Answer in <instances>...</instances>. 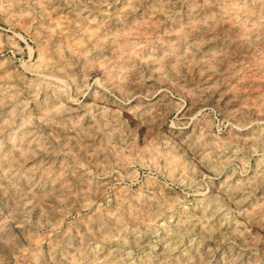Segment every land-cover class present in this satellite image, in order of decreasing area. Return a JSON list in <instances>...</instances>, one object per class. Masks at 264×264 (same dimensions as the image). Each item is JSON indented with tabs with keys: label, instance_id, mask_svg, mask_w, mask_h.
Wrapping results in <instances>:
<instances>
[{
	"label": "rangeland",
	"instance_id": "1",
	"mask_svg": "<svg viewBox=\"0 0 264 264\" xmlns=\"http://www.w3.org/2000/svg\"><path fill=\"white\" fill-rule=\"evenodd\" d=\"M0 264H264V0H0Z\"/></svg>",
	"mask_w": 264,
	"mask_h": 264
},
{
	"label": "bare ground",
	"instance_id": "2",
	"mask_svg": "<svg viewBox=\"0 0 264 264\" xmlns=\"http://www.w3.org/2000/svg\"><path fill=\"white\" fill-rule=\"evenodd\" d=\"M225 9V8H224ZM246 10V9H245ZM111 39V38H110ZM103 40V39H102ZM106 40V39H105ZM96 43V42H95ZM249 43V42H248ZM128 44V43H127ZM121 45V44H120ZM101 48V47H100ZM131 51V50H130ZM253 57V56H252ZM118 155V154H117ZM51 245V244H50ZM31 254V253H30ZM38 257V256H37Z\"/></svg>",
	"mask_w": 264,
	"mask_h": 264
}]
</instances>
